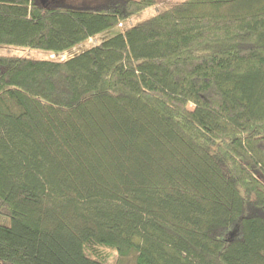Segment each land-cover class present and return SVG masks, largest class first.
Instances as JSON below:
<instances>
[{
	"label": "trees",
	"instance_id": "trees-1",
	"mask_svg": "<svg viewBox=\"0 0 264 264\" xmlns=\"http://www.w3.org/2000/svg\"><path fill=\"white\" fill-rule=\"evenodd\" d=\"M157 3L0 0V264H264V0Z\"/></svg>",
	"mask_w": 264,
	"mask_h": 264
},
{
	"label": "rangeland",
	"instance_id": "rangeland-1",
	"mask_svg": "<svg viewBox=\"0 0 264 264\" xmlns=\"http://www.w3.org/2000/svg\"><path fill=\"white\" fill-rule=\"evenodd\" d=\"M185 0H158V3L153 6L152 8H149L144 13L140 14L139 16L135 17L133 19L134 22L145 19L151 15H154L156 13H160L162 11H165ZM119 32L118 28H113L110 31V34H115ZM101 36H97L93 39L92 42H84L81 45L64 52L63 54L57 56L58 59L65 60L80 51L88 48L92 43H95L97 40H100ZM0 55H7V56H16V57H23V58H31V59H43L49 56V54L45 51L40 50H32L25 47H16V46H0ZM50 57V56H49ZM53 57V55H51ZM55 57V56H54ZM55 57V58H57ZM188 108H192L191 105L188 106ZM0 225L2 226H9L10 225V216H9V210L7 207H4L3 204H0ZM232 231V228L224 229V228H216L212 231V235L216 237H223L229 232ZM239 232L234 233V237L238 238Z\"/></svg>",
	"mask_w": 264,
	"mask_h": 264
},
{
	"label": "built area",
	"instance_id": "built-area-1",
	"mask_svg": "<svg viewBox=\"0 0 264 264\" xmlns=\"http://www.w3.org/2000/svg\"><path fill=\"white\" fill-rule=\"evenodd\" d=\"M94 38H91L89 40H87L86 42H92ZM95 44V43H92V45Z\"/></svg>",
	"mask_w": 264,
	"mask_h": 264
}]
</instances>
